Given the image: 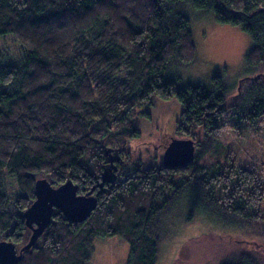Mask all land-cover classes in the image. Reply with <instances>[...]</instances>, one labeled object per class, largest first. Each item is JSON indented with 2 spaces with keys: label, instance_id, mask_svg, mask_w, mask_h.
<instances>
[{
  "label": "trees",
  "instance_id": "trees-1",
  "mask_svg": "<svg viewBox=\"0 0 264 264\" xmlns=\"http://www.w3.org/2000/svg\"><path fill=\"white\" fill-rule=\"evenodd\" d=\"M186 4L239 26L252 40L246 68H264V0H0V38L20 50L12 58L0 50V241L27 243L23 212L35 180L89 191L109 164L106 149L124 175L96 188L86 221L56 215L19 264H89L92 241L113 236L129 244L127 264H156L182 207L240 232L264 222V172L239 166L219 142L230 110L239 130L264 116V72L242 79L235 94L219 73L208 85L170 76L198 61ZM153 96L180 102L176 133L194 142L195 158L185 168L137 161L120 171L139 135L134 117ZM202 235L207 252L195 264H259L243 251L208 250L212 234Z\"/></svg>",
  "mask_w": 264,
  "mask_h": 264
},
{
  "label": "rangeland",
  "instance_id": "rangeland-1",
  "mask_svg": "<svg viewBox=\"0 0 264 264\" xmlns=\"http://www.w3.org/2000/svg\"><path fill=\"white\" fill-rule=\"evenodd\" d=\"M184 11L191 19L190 29L198 61L191 65L180 64L172 67L169 71L170 76H178L185 83L208 85L211 78L219 73L234 86L235 94L242 79L254 78L264 72V68L252 70L246 68L245 58L252 46V40L239 26L217 23L212 12L196 10L190 4L184 6ZM0 50L9 58L20 55L18 45L9 36L0 38ZM151 103L152 106L143 110L145 115L134 117V125L139 135L131 137L130 155L120 160V163L125 165L120 171L132 169L137 161L147 167L162 163L171 138H183L176 133V122L182 109L180 102L176 99L164 101L153 96ZM228 105L226 102V106ZM237 118L234 111L228 112L227 126L219 142L225 149L230 150L239 166L264 172V116L256 124L243 123L242 130L232 128L231 122H236ZM116 175L119 179L124 178L121 172ZM86 192L79 190V193ZM9 193L14 199L17 194L15 183L10 184ZM262 210L264 213V201ZM170 221L173 223L169 227L172 238L161 244L156 264L200 262L207 252L199 250L204 241L200 240L203 233L212 234L211 238H204L207 239L205 243L209 245L208 250L221 248L243 251L253 256L259 264H264V222L257 230L240 232L234 228L228 229L223 225L210 223L196 207L179 208L176 216L171 217ZM92 245V259L89 264H127L130 246L124 239L118 236L96 237Z\"/></svg>",
  "mask_w": 264,
  "mask_h": 264
},
{
  "label": "water",
  "instance_id": "water-1",
  "mask_svg": "<svg viewBox=\"0 0 264 264\" xmlns=\"http://www.w3.org/2000/svg\"><path fill=\"white\" fill-rule=\"evenodd\" d=\"M106 149L109 165L102 173V181L86 193H79V187L72 180L66 181L58 187L46 178L35 180L34 199L23 212V220L30 234L27 243L20 249L10 240L0 241V264H19L24 251L33 247L37 240L51 226L56 215H61L69 223H82L91 217L97 209L98 196L94 194L96 188H103L105 184L116 179V158ZM195 158V144L191 139H172L166 147L162 164L169 168H185Z\"/></svg>",
  "mask_w": 264,
  "mask_h": 264
},
{
  "label": "flooded vegetation",
  "instance_id": "flooded-vegetation-1",
  "mask_svg": "<svg viewBox=\"0 0 264 264\" xmlns=\"http://www.w3.org/2000/svg\"><path fill=\"white\" fill-rule=\"evenodd\" d=\"M116 162H117V159L113 162V164H114V166L116 167V173H117L118 168H117V166H116ZM30 232H31V231H30Z\"/></svg>",
  "mask_w": 264,
  "mask_h": 264
}]
</instances>
